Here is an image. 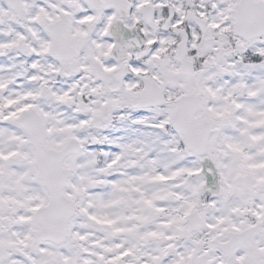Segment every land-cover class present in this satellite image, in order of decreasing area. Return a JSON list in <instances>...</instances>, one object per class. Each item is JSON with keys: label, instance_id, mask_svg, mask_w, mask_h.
Returning a JSON list of instances; mask_svg holds the SVG:
<instances>
[{"label": "snow or ice", "instance_id": "obj_1", "mask_svg": "<svg viewBox=\"0 0 264 264\" xmlns=\"http://www.w3.org/2000/svg\"><path fill=\"white\" fill-rule=\"evenodd\" d=\"M0 264H264V0H0Z\"/></svg>", "mask_w": 264, "mask_h": 264}]
</instances>
